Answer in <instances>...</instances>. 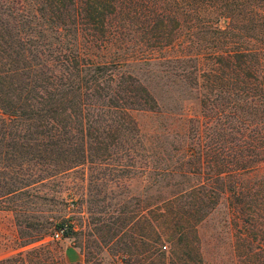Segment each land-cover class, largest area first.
<instances>
[{"label": "trees", "instance_id": "16d2710c", "mask_svg": "<svg viewBox=\"0 0 264 264\" xmlns=\"http://www.w3.org/2000/svg\"><path fill=\"white\" fill-rule=\"evenodd\" d=\"M211 12L228 19L225 28L211 30ZM180 14L186 18L184 26ZM199 15L201 21L195 22ZM243 26L263 33L261 43L243 46L237 32ZM206 30L213 47L203 55L195 51L200 41L194 37ZM134 31L151 47L187 34L186 44L194 53L158 64H170L184 77L193 74V83L205 90L199 102L206 122L192 131L199 135L204 130L209 141L203 150L200 138L192 172L200 174L205 166L208 179L218 180L220 191L230 196L238 219L233 224L237 264H264V174L252 182L243 177L264 168V0H0V125L15 124L24 138H46L39 154L47 166L78 164L77 157L84 155L78 135L92 139L91 151L95 146L105 150V139L127 145L139 133L131 112L155 110L157 101L120 62L94 61L88 51L123 48ZM61 148L65 155L60 161L44 158ZM213 188L198 184L156 206L158 218L170 220L153 244L158 264H167L164 242L170 244L171 264L195 261L187 257V249L183 255L177 248L188 234L198 240L194 231L203 207L213 206L219 196ZM63 227L62 238L68 237L71 226L63 223L54 224L52 234ZM60 250L58 244L46 243L0 264H45Z\"/></svg>", "mask_w": 264, "mask_h": 264}, {"label": "rangeland", "instance_id": "374dc122", "mask_svg": "<svg viewBox=\"0 0 264 264\" xmlns=\"http://www.w3.org/2000/svg\"><path fill=\"white\" fill-rule=\"evenodd\" d=\"M211 13V30L225 28L228 19ZM178 19L184 26L186 18L180 14ZM201 19L199 15L194 21ZM205 32L194 37V41H200L195 51L203 55L212 51L213 45L210 33ZM237 32L243 46L259 44L263 38L259 30L244 26ZM186 36L176 34L172 42L151 47L142 41L140 32L134 31L127 34L123 48L112 45L88 51L87 56L94 61L120 62L121 68L140 79L157 101L155 110L131 112L139 133L132 135L127 145L122 140L116 145V141L105 139V150L95 146L91 151L92 139L78 135L77 143L84 148V155L77 157L78 164L68 169L62 161L59 166H47L40 163L44 159L39 154L48 143L46 138H24L20 136L23 129L17 131L15 124L6 121L0 125V260L38 245L56 243L60 254L55 252L45 264H158L161 259L153 254V244L170 220L158 218L156 206H163V201L176 193L209 184L219 195L216 203L203 207V218L194 231L198 240L193 233L188 234L186 247L182 245L177 251L185 255L187 249V257L195 259L187 260L192 264H237L233 224L238 219L230 196L220 191L218 180L208 179L211 173L205 166L200 174L192 172L200 138L203 150L209 141L204 130L199 135L192 131L193 127L203 128L206 122L199 102L204 87L193 83V74L184 77L170 64H158L194 53L186 44ZM144 57L151 62H143ZM201 61L209 65L206 56ZM198 81L201 83L200 78ZM23 123L25 129L29 121ZM63 155L61 148L44 158L60 161ZM252 172L243 177L252 182L264 174V168ZM58 223L71 226L68 237L52 239L53 225ZM164 245V262L171 264L170 244Z\"/></svg>", "mask_w": 264, "mask_h": 264}, {"label": "built area", "instance_id": "2783aa9c", "mask_svg": "<svg viewBox=\"0 0 264 264\" xmlns=\"http://www.w3.org/2000/svg\"><path fill=\"white\" fill-rule=\"evenodd\" d=\"M64 227L63 228H60L58 229L57 231L54 232V234L52 235V239H61L62 238V235H63V232H64Z\"/></svg>", "mask_w": 264, "mask_h": 264}]
</instances>
